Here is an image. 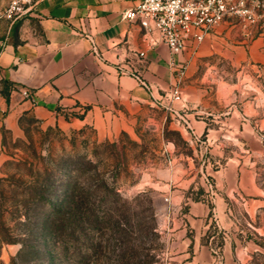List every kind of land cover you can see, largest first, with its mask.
I'll list each match as a JSON object with an SVG mask.
<instances>
[{"label":"crops","instance_id":"0c3cea01","mask_svg":"<svg viewBox=\"0 0 264 264\" xmlns=\"http://www.w3.org/2000/svg\"><path fill=\"white\" fill-rule=\"evenodd\" d=\"M138 1L41 0L15 21L0 18V145L4 132L19 130L25 116L47 125L70 122L120 131L135 129L143 114L157 121L161 112L162 133L178 131L193 150L183 153L167 137L176 164L149 182L170 194L181 212L168 227L172 257L178 264H213L211 247L220 244L225 264H249V240L258 235L249 236V213L263 205L261 183L249 170V99L238 104L236 89L208 90L205 74L194 72L201 55L222 49L249 54V34L228 19L195 53L176 57L190 60L184 100L175 104L183 122L165 106V93L178 79L168 45L152 42L138 22L123 17ZM7 2L0 0V10ZM231 38L240 44H229ZM137 50H145L144 58L134 54ZM120 63L129 72H122Z\"/></svg>","mask_w":264,"mask_h":264},{"label":"rangeland","instance_id":"374dc122","mask_svg":"<svg viewBox=\"0 0 264 264\" xmlns=\"http://www.w3.org/2000/svg\"><path fill=\"white\" fill-rule=\"evenodd\" d=\"M232 39L229 44H240ZM199 57L194 72L205 74V88L236 89L238 104L249 99V170L255 172L263 190L258 195L263 205L257 209L249 205V236L258 234L249 240V264H264V21L249 26V54L222 49ZM156 119L150 121L143 114L135 129L118 131L82 123L47 125L25 116L19 130L4 132L0 264H34L36 252L30 248L21 252L25 240L33 237L30 227L42 221L69 187L77 199L85 197L92 210H111L113 220L118 219L128 231V250L137 256L136 264H178L172 257L168 230L161 229L168 217L163 194L149 182L156 175L165 176L176 164L167 137L183 153L193 150L178 131L162 133L161 112ZM180 214L176 209L170 215L171 224ZM93 225L86 224L87 236L81 229L75 233L77 243L71 252L78 260L91 256L89 262L78 264H104L101 255L112 257L124 249L114 245L113 230L96 231Z\"/></svg>","mask_w":264,"mask_h":264},{"label":"built area","instance_id":"2783aa9c","mask_svg":"<svg viewBox=\"0 0 264 264\" xmlns=\"http://www.w3.org/2000/svg\"><path fill=\"white\" fill-rule=\"evenodd\" d=\"M40 1L8 0L6 6L0 10V18L15 21L32 12ZM123 17L138 22L152 42L162 40L168 45L172 56L169 64L177 71L178 79L165 93L167 100L165 106L177 113L178 117L185 122V118L179 114L175 104L184 100L182 82L190 60L179 62L176 57L186 51L195 53L207 34L219 23L228 19L235 20L245 33L249 34V26L264 21V0H139L134 6L124 11ZM157 33L158 36L155 35ZM87 37L93 42L90 34H87ZM92 50L98 53L94 42ZM134 54L144 58L145 50H137ZM119 69L124 73L129 72L122 63ZM132 74L148 89L152 88V85L138 74L134 72ZM21 91L25 96L31 97V91L28 88H23ZM186 125H188L187 122ZM207 181L210 188H213V182L209 178ZM163 199L168 217L167 226L160 227L168 230L172 220L170 215L177 208L172 203L170 194L163 195ZM211 248L213 264H225L221 245L213 244Z\"/></svg>","mask_w":264,"mask_h":264},{"label":"trees","instance_id":"16d2710c","mask_svg":"<svg viewBox=\"0 0 264 264\" xmlns=\"http://www.w3.org/2000/svg\"><path fill=\"white\" fill-rule=\"evenodd\" d=\"M88 221L94 224L93 229L96 231L111 232L113 230L114 237L117 239L114 245L124 248L112 257L101 255L102 263L109 264L114 261V264H136L135 257L137 256L128 250L131 245L128 231L119 225L118 219L113 220L111 210L102 213L100 210H92L87 205L85 197L77 199L75 192L70 187L61 195L57 205L44 213L42 221L33 222L34 224L30 227L33 237L30 242L25 240L21 252L28 248L36 252V256L32 258L34 264L87 263L91 258L90 255L82 256L78 260L71 249L77 243L75 240L77 229L86 230ZM83 234L87 236L85 231ZM99 243V246H102L103 242L99 241Z\"/></svg>","mask_w":264,"mask_h":264}]
</instances>
